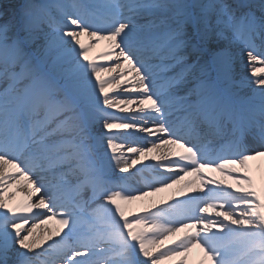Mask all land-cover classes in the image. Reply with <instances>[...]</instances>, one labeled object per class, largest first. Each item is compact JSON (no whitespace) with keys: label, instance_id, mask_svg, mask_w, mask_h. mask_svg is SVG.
Instances as JSON below:
<instances>
[{"label":"snow or ice","instance_id":"snow-or-ice-1","mask_svg":"<svg viewBox=\"0 0 264 264\" xmlns=\"http://www.w3.org/2000/svg\"><path fill=\"white\" fill-rule=\"evenodd\" d=\"M258 7L260 15L247 0H24L11 12L0 6V264H160L173 256L187 264L197 245L205 253L200 264H264V175L257 187L249 164L264 157V45L256 44L264 41V0ZM103 41L107 50L90 55ZM237 42L259 97L233 92ZM122 85L128 88L110 95ZM133 104L138 111L125 117L109 111L131 113ZM97 124L111 133L106 141ZM113 129L156 137L151 147L128 148L132 156L165 145L182 149L170 152L172 159L153 158L169 173L159 187L131 189L115 176L141 160H129ZM248 138H258L260 150L247 148ZM204 169L247 186L208 187L220 182L205 179ZM181 173L198 174L209 193L227 194L188 196L129 218L130 202L171 187ZM20 177L31 186L10 205L15 193H5ZM225 206L231 210L216 211ZM41 216L61 217L62 228L38 239L36 225H26ZM181 229L195 231L152 251Z\"/></svg>","mask_w":264,"mask_h":264},{"label":"bare ground","instance_id":"bare-ground-1","mask_svg":"<svg viewBox=\"0 0 264 264\" xmlns=\"http://www.w3.org/2000/svg\"><path fill=\"white\" fill-rule=\"evenodd\" d=\"M6 2L5 0H0V2ZM4 9L7 8L6 10H9L11 12L12 8H9V4H5L2 6ZM139 23H143L144 21L141 19L140 21H138ZM94 30V29H92ZM86 39L88 40V37H86ZM94 43V42H93ZM259 47V46H258ZM107 50V41H103L99 44H95L92 52L90 53V55L92 56H96L98 53L103 52ZM231 52L233 54V77H234V87L237 91L241 90V89H248V87H251L252 85L256 84V77L254 75H252V73L250 72V65L248 63L246 54H245V49H244V45H240V43H233L231 45ZM99 63L104 64V66L106 65H113V64H107L103 61H98ZM122 62V61H121ZM256 67H261V65H256ZM118 73V72H117ZM114 74V75H117ZM131 75L134 74H129L128 76H126V79H130ZM264 75V74H262ZM134 87L138 88L139 85H134ZM128 88V85H122L119 89H116V91L110 93V95L115 96L118 92L123 91L124 89ZM260 95V91H258V93L255 95L254 93H247L246 98H253V97H259ZM121 99H125L127 97L121 96ZM140 107V105L138 104H133L131 106V110H133L134 113H136L138 111V108ZM127 116V115H126ZM102 129V130H101ZM96 130H99L98 132H96V134L98 136H101L103 138V140L105 141V139H107V137L111 134L109 133H105V130L103 129V127L99 124L96 125ZM144 135V133H142ZM131 141H135L136 146H143L144 144L147 143L146 139L143 138H136V140H131ZM118 144H122L123 148L121 149L125 155H128L129 160L137 158L140 160H144V157H139V156H132L131 154H128L127 149L128 147H132V145H134V143L132 142V144H129L128 141L124 140L123 138H120L117 140ZM147 145V144H146ZM106 146V147H105ZM261 145H259L256 150H260ZM101 152L105 153V154H109V156L111 155V152H109V148L107 147L106 143H103L101 146ZM166 148L165 146H162L160 148H156L153 152L152 155L155 154H163L165 152ZM250 166H251V172L254 175V171L259 173V178L257 180V187L261 186V176L264 175V157H260V158H256L254 160H251L249 162ZM10 167L6 166V168L4 169L5 171L9 170ZM248 171V169H241V172L244 171ZM226 175H228L227 173H223L222 176H220L219 178H224ZM122 177H126V181L127 184L129 186V188L131 189H137V190H144L147 191L148 188L146 187L147 182H144L141 177L138 174L135 175H125ZM211 178H215L218 181V178L216 177H205V179L210 180ZM33 179H35V177H33ZM235 180V179H233ZM193 182H197L199 184L198 187L204 185L201 183V178L196 177V179L193 180ZM236 182V180H235ZM31 186V181L27 180L25 177H20L18 182L13 184V187L9 189L8 193H5V196H9L10 193H15V195L11 196V199L9 200V204L10 205H15L17 202H19L20 200H22L23 198H25L28 194V189ZM37 186H39V181H37ZM157 186V185H156ZM247 185H242V187H246ZM158 187V186H157ZM172 187V186H171ZM171 187L163 189L161 196L158 197H168V195L173 194L174 190L171 189ZM208 187H210V185H208ZM189 188V184L187 187L182 186L180 191H184V190H188ZM232 191V190H231ZM157 193V192H156ZM156 193L150 194L146 197H143L142 199L139 200H134L132 202H130L127 207H126V211L129 208L132 207H138V206H143L146 203L156 200L158 197L155 198H149V196H153ZM225 195L227 194L226 192H224ZM135 194V193H134ZM200 195L201 197L204 198V190L200 191ZM36 197L33 196L32 200L35 201ZM165 205H162V207H164ZM161 207V206H160ZM159 207V208H160ZM161 207V208H162ZM220 210H231L229 208H227V206H225L224 209H217L216 211H220ZM36 210H34L35 212ZM239 211V209L237 210ZM138 214V213H137ZM174 215V212L172 213ZM50 215V214H49ZM132 216H130L129 218L131 219ZM61 219V217H55V218H51V219H47L43 216H41L38 220H30L29 224L26 225L27 228H31L33 224L36 225V229L34 232V236L37 237L38 239L43 240L45 237H47L48 235H50L51 233L55 232L58 229L62 228V225L59 223V220ZM42 221V222H41ZM147 227H150V224L147 225ZM150 236V233H149ZM156 245V244H155ZM154 245V246H155ZM153 246V247H154ZM169 247H174V246H169ZM163 249L159 250V251H163ZM183 259V256H173L169 259H161L160 260V264H179V261H181ZM205 260V253H204V249L201 248L199 245L195 246L192 248V250L187 253V264H200L201 261Z\"/></svg>","mask_w":264,"mask_h":264}]
</instances>
